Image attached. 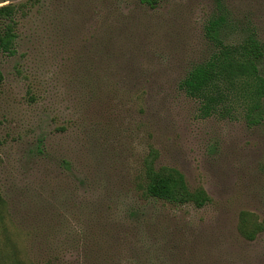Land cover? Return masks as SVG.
Returning <instances> with one entry per match:
<instances>
[{
	"label": "rangeland",
	"instance_id": "rangeland-1",
	"mask_svg": "<svg viewBox=\"0 0 264 264\" xmlns=\"http://www.w3.org/2000/svg\"><path fill=\"white\" fill-rule=\"evenodd\" d=\"M218 2L264 41V0H0V264H264V230L239 232L264 219V118H202L181 89ZM152 151L210 202L145 198Z\"/></svg>",
	"mask_w": 264,
	"mask_h": 264
},
{
	"label": "trees",
	"instance_id": "trees-1",
	"mask_svg": "<svg viewBox=\"0 0 264 264\" xmlns=\"http://www.w3.org/2000/svg\"><path fill=\"white\" fill-rule=\"evenodd\" d=\"M153 6L156 0H140ZM217 12L204 29L205 38L211 43L213 51L203 63L194 66L181 82L185 95L198 102L199 116L207 118L218 115L230 116L240 107L245 121L256 125L264 118V41L259 40L253 30L240 32L230 26L228 11L221 2ZM16 7H0V19L8 20L0 32V52L13 54L14 32L13 17ZM4 29V30H3ZM237 38L232 40L230 33ZM235 41V42H231ZM0 72V83L2 82ZM157 153L150 152L144 161L139 189L147 199L163 201L175 206L192 205L202 208L210 202L207 193L198 188L190 190L184 176L173 168L155 167ZM264 230L262 222H252L242 217L239 232L252 241Z\"/></svg>",
	"mask_w": 264,
	"mask_h": 264
}]
</instances>
